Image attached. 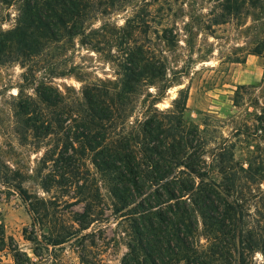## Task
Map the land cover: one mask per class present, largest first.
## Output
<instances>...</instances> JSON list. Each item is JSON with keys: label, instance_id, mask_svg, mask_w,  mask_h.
Masks as SVG:
<instances>
[{"label": "rangeland", "instance_id": "374dc122", "mask_svg": "<svg viewBox=\"0 0 264 264\" xmlns=\"http://www.w3.org/2000/svg\"><path fill=\"white\" fill-rule=\"evenodd\" d=\"M180 1L117 0L113 8L102 5L107 8L102 13L98 7L105 2L97 0L84 35L61 33L58 41H44L31 51L16 44L0 48V264H13L9 247L35 260V245L24 236L32 215L13 186H20L31 202H51L46 212L57 219L51 228L69 224L74 212L85 215L87 223L95 219L77 239L48 247L44 259L121 264L130 220L112 212L117 204L108 178L92 165L90 153L82 155V144L71 140V148L67 141L88 119L82 91L94 88L117 102L115 119L96 123L109 142L137 133L152 117L164 122L180 117L187 131L197 130L201 171L240 211V218L230 213L225 221L228 231L214 225L204 229L196 215L198 250L218 251L216 264H264V14L213 25V3L197 0L189 8ZM22 9L20 0L0 2V40L8 39L23 19ZM126 20H132L134 44L116 39L115 30ZM163 29L172 30L176 43L165 45ZM140 44L155 60H166L169 70L165 78L134 76L136 83L129 85L135 93H121L126 91L125 53ZM182 67V75L172 74ZM41 86L52 89L54 103L38 96ZM180 89L186 100L173 104ZM25 102L30 120L17 108ZM133 148L138 152L137 145ZM195 181L197 187L200 180Z\"/></svg>", "mask_w": 264, "mask_h": 264}, {"label": "trees", "instance_id": "16d2710c", "mask_svg": "<svg viewBox=\"0 0 264 264\" xmlns=\"http://www.w3.org/2000/svg\"><path fill=\"white\" fill-rule=\"evenodd\" d=\"M20 1L23 3L24 17L14 31L8 33V39L0 40V48H10V44H16L23 51H31L44 41H58L61 33L68 37L84 35L86 17L93 11L97 0ZM115 1L117 0H104L105 3L99 4L98 8H101L102 13L107 12V8L101 6L108 3L109 8H113ZM208 1L213 3V11H217L212 19L213 25L249 15L256 16L257 19L258 15L264 14V0ZM0 2L7 4L10 0ZM180 2L189 8L198 4L197 0ZM188 18L191 23L193 16L188 15ZM131 22L132 20H126L123 27L115 30L116 39L120 43H133L131 39L135 29L130 25ZM188 23H185V31ZM137 26L140 27V24ZM99 29L101 31L103 28ZM171 33L170 29L162 30L161 38L166 46L176 43L175 36ZM252 54L259 52L254 50ZM125 55L124 60L128 65L123 85L126 91L121 89V93H135V89H131L129 85L136 83L134 76L166 77L169 70L166 60H155L146 45H136L128 49ZM182 69L183 67L172 74L182 75ZM49 93H52V89L47 86L37 89L42 101L52 104L54 100ZM183 93V89H180L173 104L178 99L186 100ZM82 95L87 104L88 119L81 125V131L68 137L67 141L71 148L73 142L82 144V155L90 153L92 165L102 176L106 175L108 178V190L117 204L112 212L121 213L119 217L130 220L131 235L121 264H216L215 256L219 255L218 251L198 250L194 240L198 225L196 215L200 217L204 229L214 225L218 231L228 227L225 221L230 219V213L238 219L240 211L238 205L226 201L220 187L207 180L206 173L201 171L196 159L199 150L194 143L197 130L187 131L180 117L170 119L169 122L152 117L142 122L137 133L109 142L105 129L98 127L96 123L115 119L114 105L117 102L97 88L91 91L84 89ZM24 104H17V108L21 115L30 120L29 105L27 102ZM134 145L138 146V152H135ZM196 179L200 180L197 187ZM12 188L32 215L29 235H25L27 231L24 229V236L35 245L32 249L35 260H31L17 247H9L13 264H59L56 259H44L43 251L49 253L48 247L54 248L77 239L81 230L95 222V219H91L87 223L85 215L74 212L68 218L69 224L63 221L64 224L61 223L59 229L51 228L50 225L57 222L56 217L46 212L51 202H31L20 186ZM44 230L45 233H37ZM39 237L43 238L40 240L42 245Z\"/></svg>", "mask_w": 264, "mask_h": 264}]
</instances>
